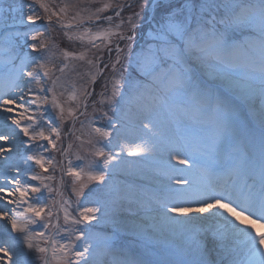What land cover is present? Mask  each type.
<instances>
[{
	"label": "snow or ice",
	"instance_id": "1",
	"mask_svg": "<svg viewBox=\"0 0 264 264\" xmlns=\"http://www.w3.org/2000/svg\"><path fill=\"white\" fill-rule=\"evenodd\" d=\"M0 129V264H264V0L0 6Z\"/></svg>",
	"mask_w": 264,
	"mask_h": 264
},
{
	"label": "rangeland",
	"instance_id": "2",
	"mask_svg": "<svg viewBox=\"0 0 264 264\" xmlns=\"http://www.w3.org/2000/svg\"><path fill=\"white\" fill-rule=\"evenodd\" d=\"M12 2L18 3V2H21V0H0V6L6 7L8 3H12ZM139 2L143 3V0H139ZM137 11H139V9H137ZM143 14L145 16H149L150 12L146 11ZM125 15H127V13H125ZM157 18H158V15H157ZM142 23L144 24V27L141 30V32L146 33L148 31L149 24L147 21H142ZM56 38L58 41H63L64 44H70L71 43V42H68L66 40V38H63L62 36L56 37ZM137 39L138 40L140 39V35H138ZM242 115H244V114H242ZM167 120H168V117L166 114H161L158 117V125L161 126V131L165 130V128L163 126V122H165ZM168 126H171V125L169 124ZM0 130H2V129H0ZM140 142H141L140 140L136 141V143H140ZM0 143H3V142H0ZM45 155H49V154L46 153ZM52 155H54L57 160L60 159L58 154L52 153ZM124 158H125V160H131V161H134L135 163H133L132 165H126V166L120 167L114 176H109L106 178V182L111 183V184H115L122 189L127 188L128 186L131 185L132 186L131 190L133 192H136L137 194H140V195L146 196L148 194H151L153 189L156 187V182H157L156 179L159 178L158 174H157V161H159L161 159V149L158 148L153 153H151L149 159L127 157L126 154H125ZM163 159L167 160L166 153L164 154ZM171 163L175 164V161H172ZM33 167H35V166L33 165ZM176 167L179 168L182 166L176 165ZM36 171H39V169L37 168ZM49 171L51 172V169ZM45 175H47V173ZM55 175L57 177V180L52 182L54 185L58 184L60 173L57 171L55 173ZM177 175L183 177V176L187 175V173H177ZM65 179L67 180L68 178H65ZM175 186L178 187L179 185H175ZM90 187L102 188V186L96 185V184H92V185H90ZM64 193H65L66 198H71V199L75 200L74 196H70V193H71L70 187H67L66 189H64ZM100 195H102V192L100 193ZM170 214H172V213H170ZM140 215H144V213L141 212ZM176 219H177V217H176ZM97 230L110 232V229H105L103 227H98ZM122 238L124 239V241L126 243H128L130 245L133 243V238L130 236L125 235ZM174 239H176L177 242H179V240H180L179 237H176Z\"/></svg>",
	"mask_w": 264,
	"mask_h": 264
},
{
	"label": "bare ground",
	"instance_id": "3",
	"mask_svg": "<svg viewBox=\"0 0 264 264\" xmlns=\"http://www.w3.org/2000/svg\"><path fill=\"white\" fill-rule=\"evenodd\" d=\"M153 180V179H152ZM151 180V181H152ZM157 180V179H156ZM156 182V181H155ZM151 215V214H150ZM169 215H172V214H170L169 213ZM176 218V217H175ZM186 219H188V217H182V216H177V220H186ZM149 222H151V221H149ZM259 231H261V232H264V228H260V229H258ZM180 239V238H179ZM262 251H264V249H262Z\"/></svg>",
	"mask_w": 264,
	"mask_h": 264
}]
</instances>
